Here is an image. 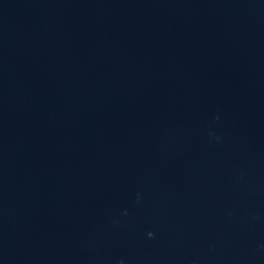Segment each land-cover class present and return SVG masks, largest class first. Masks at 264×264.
I'll use <instances>...</instances> for the list:
<instances>
[{
  "label": "clouds",
  "instance_id": "1",
  "mask_svg": "<svg viewBox=\"0 0 264 264\" xmlns=\"http://www.w3.org/2000/svg\"><path fill=\"white\" fill-rule=\"evenodd\" d=\"M149 235L151 236L152 234H151V233H149Z\"/></svg>",
  "mask_w": 264,
  "mask_h": 264
}]
</instances>
